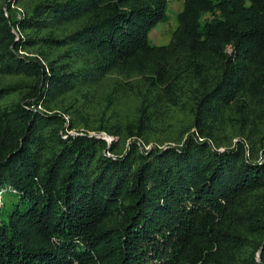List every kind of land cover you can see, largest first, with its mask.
<instances>
[{"label": "trees", "instance_id": "16d2710c", "mask_svg": "<svg viewBox=\"0 0 264 264\" xmlns=\"http://www.w3.org/2000/svg\"><path fill=\"white\" fill-rule=\"evenodd\" d=\"M167 2L0 0V264H264V0H189L182 77Z\"/></svg>", "mask_w": 264, "mask_h": 264}, {"label": "rangeland", "instance_id": "374dc122", "mask_svg": "<svg viewBox=\"0 0 264 264\" xmlns=\"http://www.w3.org/2000/svg\"><path fill=\"white\" fill-rule=\"evenodd\" d=\"M188 1L189 0H168L166 20L159 22L149 33V39L151 44L156 47H161L163 49L165 54H167L170 65L176 69L178 73L177 75L181 77L186 73L185 71H183L185 67L186 54L177 45V35L183 26L182 15H184L185 18L189 16V11L187 10ZM203 16L207 18L210 17L211 14L207 12ZM227 51L231 52V47H228ZM120 75L121 76H118V74L116 73L112 76L116 79H121L122 82L126 80L133 82V84L136 85L135 87H137L136 89H133L131 91H129V89H125V93L122 94V99L127 108L128 106L142 107L145 104L150 105L152 102H155L156 106L154 107L158 111L156 115L158 118L157 120H159L160 117H168L169 119H173L177 122H180L184 118H186V112H184L183 110H174L171 116L168 115L169 110L165 109L167 107V103L165 102L166 100L163 94L164 91L162 89L149 87L148 85H146V82L144 81L143 77L139 76L138 74L128 72L127 74L120 73ZM102 91H104V89H102ZM239 98H241L242 100H240ZM239 103L243 104L245 106L243 108L246 109L255 118L257 117V115L261 113L263 114L264 101L253 91V89L243 90L240 95L236 98V101L232 103L231 111H234L236 109V105ZM38 108L41 109V107ZM64 118L67 123L69 121V115H64ZM93 133L94 132H92V134ZM102 135H104L103 137H105V139L107 140L110 138L109 142H111V140L113 139L108 135ZM239 138L240 137L238 135H233L232 141L235 142ZM259 257L260 254L258 253V258Z\"/></svg>", "mask_w": 264, "mask_h": 264}, {"label": "water", "instance_id": "95a60500", "mask_svg": "<svg viewBox=\"0 0 264 264\" xmlns=\"http://www.w3.org/2000/svg\"><path fill=\"white\" fill-rule=\"evenodd\" d=\"M104 136V135H103ZM106 136V135H105ZM105 138V137H104ZM107 138V137H106ZM110 141V138L108 139V142Z\"/></svg>", "mask_w": 264, "mask_h": 264}]
</instances>
